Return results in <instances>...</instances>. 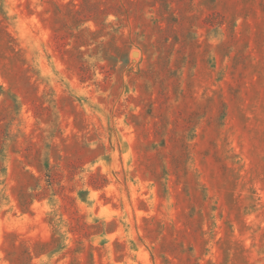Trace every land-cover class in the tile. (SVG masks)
<instances>
[{"label": "rangeland", "instance_id": "1", "mask_svg": "<svg viewBox=\"0 0 264 264\" xmlns=\"http://www.w3.org/2000/svg\"><path fill=\"white\" fill-rule=\"evenodd\" d=\"M0 264H264V0H0Z\"/></svg>", "mask_w": 264, "mask_h": 264}]
</instances>
